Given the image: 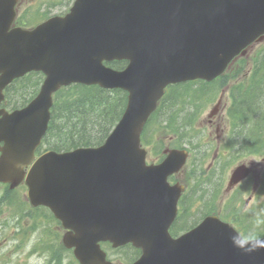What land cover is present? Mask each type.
<instances>
[{"label":"water","instance_id":"95a60500","mask_svg":"<svg viewBox=\"0 0 264 264\" xmlns=\"http://www.w3.org/2000/svg\"><path fill=\"white\" fill-rule=\"evenodd\" d=\"M9 3L0 0L10 17ZM9 17L0 28V90L32 69L46 77L30 103L0 122V181L14 186L24 177L60 85L128 92L103 144L47 151L26 176L32 203L49 206L70 229L63 242L80 264H109L100 240L140 248L131 264H264V237L243 240L214 217L172 238L167 227L179 193L165 178L183 164L186 151L167 149L161 163L146 165L140 146L143 125L167 84L219 75L264 33V0H76L64 17L5 32ZM121 58L128 59L121 70L103 64Z\"/></svg>","mask_w":264,"mask_h":264},{"label":"flooded vegetation","instance_id":"af4514ba","mask_svg":"<svg viewBox=\"0 0 264 264\" xmlns=\"http://www.w3.org/2000/svg\"><path fill=\"white\" fill-rule=\"evenodd\" d=\"M47 1L18 0L15 5V18L11 26H34L40 17L45 15ZM13 89L12 83L5 86L3 89V98L0 101V108L6 109L7 111L15 108ZM214 116L208 117L206 119L207 125L203 127L205 131L203 144L210 145V147L203 154L202 160L199 161L196 167H193L195 158L192 157L193 152L191 151L186 164L178 172L168 176L170 183H179L184 186V190L177 203V215L172 224L179 225L180 221L188 222L189 205L192 197L200 203L206 192L209 196H215V201L218 205V154L222 155L220 145L232 142L236 147H240L245 142L250 144L254 140L253 127H245V130L242 132L239 130V127H232V129L219 127L216 121V119L218 120V115ZM2 144L3 142L0 141V145ZM258 145L261 147V151L252 152L248 156L242 157L244 160L246 158L250 160V162L246 163L250 166L249 176L229 189V192L239 194L240 197L246 190L249 193L251 192L250 195H247L242 200L245 208L259 191L264 192V138L258 140ZM160 160L161 158L159 156L151 159L152 162H158ZM204 189L205 192L203 193ZM38 209L41 210V207ZM55 225L58 227L57 224Z\"/></svg>","mask_w":264,"mask_h":264},{"label":"rangeland","instance_id":"374dc122","mask_svg":"<svg viewBox=\"0 0 264 264\" xmlns=\"http://www.w3.org/2000/svg\"><path fill=\"white\" fill-rule=\"evenodd\" d=\"M64 1H65L66 5L63 4L61 6L51 7L50 9H48V11H64V9H66L68 7L70 0H64ZM259 47L260 46H257V47L254 46L253 50L250 51V54L253 55L254 52ZM239 78H237V79H239ZM232 81H234V83H237L236 79H234ZM226 86L227 85L219 87L218 88V94L216 92L215 93L211 92L210 96L206 97L207 99L205 100V103L203 105V108L201 109V114L199 117V119H201V120L198 121V122H200L198 127L201 129V133H200V131H194L193 132L192 140L195 141L194 144L197 145V139L201 138L200 139V142H201L200 145H202L206 150L208 149L209 145L203 144V137H205L204 136L205 131H203L202 127H205L207 125L206 119L208 118L209 110L215 104V102H214L215 100H213L215 97L213 98L212 96L217 95V97H220V99H221V103L218 107V112L215 114V116L218 115V120L216 119V121H217V124L219 125V127L232 129V127H241L242 126L240 121L237 123V126H236V123L233 120V118H231L229 116V111H230L232 105L229 102V100L227 99V93L228 92L225 88ZM191 88L192 87L180 86V87H178V90L188 93L191 90ZM257 90H258L257 87L253 88L254 92H256ZM190 98H192V97H190ZM259 103L262 107H264V104H263L264 103V88L261 91ZM221 105H222V107H221ZM255 105H256V103H255ZM183 106L186 110L181 111L180 115L186 114L187 111L190 114L195 111L194 107L192 106L190 108V105L187 102H185ZM250 110H252V108L247 109V111H250ZM258 126L264 127V123L259 122ZM199 128H197V130H199ZM162 134H164V133H162ZM164 140L167 141L166 138ZM198 149H201V147L198 146ZM241 160H243V162H245V163L250 162L249 159L246 158V160H244L242 157L236 158L235 160L232 161V159L229 156V157L225 158V160L222 163V165L223 164L225 165L224 169H226L225 170L226 178H225L222 189L219 190L220 194L218 195L219 196V198H218V212L221 213L222 215H224V213H226V211L228 209L233 210V208L230 206V204H228L226 202V200L230 201V203H231V199H233L234 203H236V208L239 209L242 207L241 201H240V205H238V202H239V199H237L238 197H232L224 189L228 172L230 171V169L235 164H237ZM220 177L223 179L224 175L221 174ZM21 189H23V187H19L15 190V193L12 195L11 200L9 198H1L0 197V205L3 204L0 208V225L1 226H2V221L8 222L7 224L8 225L10 224V226H11L12 216H15L18 212H20L22 209H24L23 206L20 207L22 202H23V198H22L23 190H21ZM1 191H3V189L0 190V193H1ZM248 193H249L248 190L244 191V193L242 195V199H243V197L245 198L247 195L251 194V192L249 194ZM251 200L252 201L249 202L247 205V207H248L247 210L251 211L254 209H259V211L253 212L256 214V216H253L251 218L254 219L255 223H253V225L248 224L251 226H248L249 228L247 230L250 232H256V233H260L261 231H263V233H264V219L262 220L260 217H257L258 215L264 214V201H263L264 200V192L259 191L257 193V195L254 196ZM190 214H191V216L189 217L187 223L192 224L195 221H197L196 219L198 217H201L202 209H201V207L197 201H193L191 203L190 208H189V215ZM24 224L28 227V225H30V220L26 221ZM7 231H8V228L0 227V264H43V262L45 261V255H40L37 253L32 254L29 251L33 246L31 240L21 241L19 239H12V238L7 239L5 237L7 234ZM130 251H131V249L128 247L123 248V249L118 250L115 253L112 252L113 255L111 257L115 258L119 264H126L127 260H128V253L130 254ZM44 254H47V253L44 252ZM62 264H75L74 260L72 258L71 252H68V251L64 252Z\"/></svg>","mask_w":264,"mask_h":264},{"label":"trees","instance_id":"16d2710c","mask_svg":"<svg viewBox=\"0 0 264 264\" xmlns=\"http://www.w3.org/2000/svg\"><path fill=\"white\" fill-rule=\"evenodd\" d=\"M125 63V60H114L107 64L120 69ZM125 101L126 93L120 89L80 84L61 88L55 93L49 126L44 136L45 145L55 150H67L100 144L119 119ZM177 113L179 109L174 108L169 117L172 131L180 128L175 119Z\"/></svg>","mask_w":264,"mask_h":264}]
</instances>
